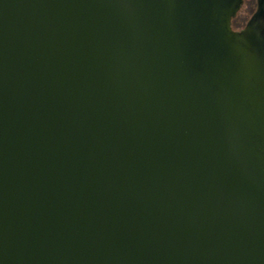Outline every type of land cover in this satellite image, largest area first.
<instances>
[{
	"label": "water",
	"instance_id": "obj_1",
	"mask_svg": "<svg viewBox=\"0 0 264 264\" xmlns=\"http://www.w3.org/2000/svg\"><path fill=\"white\" fill-rule=\"evenodd\" d=\"M0 0V264H264V0Z\"/></svg>",
	"mask_w": 264,
	"mask_h": 264
},
{
	"label": "rangeland",
	"instance_id": "obj_2",
	"mask_svg": "<svg viewBox=\"0 0 264 264\" xmlns=\"http://www.w3.org/2000/svg\"><path fill=\"white\" fill-rule=\"evenodd\" d=\"M257 4H244L241 12L234 21V27L240 29L255 12Z\"/></svg>",
	"mask_w": 264,
	"mask_h": 264
},
{
	"label": "flooded vegetation",
	"instance_id": "obj_3",
	"mask_svg": "<svg viewBox=\"0 0 264 264\" xmlns=\"http://www.w3.org/2000/svg\"><path fill=\"white\" fill-rule=\"evenodd\" d=\"M243 4H257V7H256V10H257V8H258V4H259V0H244V3H243ZM243 6H244V5H243ZM243 6H242V8H243ZM242 8L240 9V12H241ZM256 10H255V12H256ZM240 12H239V13H240ZM255 12H254V13H255ZM239 13H238V15H239ZM254 13H253V14H254ZM253 14H252V15H253ZM238 15H237V17H238ZM237 17H236V18H237ZM236 18H234V20H233V26H234V21H235ZM250 18H251V17H250ZM250 18H249V19H250ZM249 19H248V20H249ZM248 20H247V22H248ZM247 22H246V24H247ZM246 24H245L244 26L240 27V29L244 28V27L246 26ZM234 29H236V30H240V29H237V28H235V27H234Z\"/></svg>",
	"mask_w": 264,
	"mask_h": 264
}]
</instances>
